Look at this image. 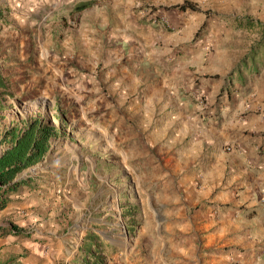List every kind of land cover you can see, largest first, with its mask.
Masks as SVG:
<instances>
[{
  "label": "rangeland",
  "instance_id": "1",
  "mask_svg": "<svg viewBox=\"0 0 264 264\" xmlns=\"http://www.w3.org/2000/svg\"><path fill=\"white\" fill-rule=\"evenodd\" d=\"M81 1L0 0V73L8 83L0 88V132L50 108L60 129L43 167L49 170L40 176L41 187L21 188L0 210V225H17L27 232L0 237V264L13 257L21 264H71L90 238L104 249L99 253L106 258L104 264H264V49L257 63L249 62L259 71H243V86L234 75L220 88L237 85L230 97L223 94L217 100L219 92L211 97L209 91L190 95L183 90L197 106L200 123L227 119L238 106L243 111L235 115L241 120L253 113L257 129L251 131V146L260 155L248 158V184L237 187L234 201L191 204L199 189L189 179L191 140L181 144L174 128L167 131L166 144L156 149L138 139L133 142L132 135H144L127 124L109 130L112 146H99L105 133L99 123L110 128L112 116L128 118L119 109L145 108L147 101L101 90L109 87L106 74L116 69L107 53L124 34L119 28L123 21L115 17L120 9L114 0L70 17L69 10ZM193 1L199 11L189 10L198 18L200 33L191 43L200 44L193 54H203V64L214 52L213 64L227 69L260 40L264 0ZM249 19L255 22L253 28L245 26ZM198 76L196 82L212 84L213 79ZM84 86L94 90L85 92ZM201 94L208 102L205 110L199 108ZM196 131L193 139L200 137ZM67 145L72 159L66 158ZM222 148L241 153L237 142L228 141ZM80 170L87 175L81 185L71 187L66 180L73 181ZM194 170L196 179L201 178L204 171L198 166ZM159 181L166 183L162 191L154 184ZM49 183L57 186L52 192Z\"/></svg>",
  "mask_w": 264,
  "mask_h": 264
},
{
  "label": "crops",
  "instance_id": "2",
  "mask_svg": "<svg viewBox=\"0 0 264 264\" xmlns=\"http://www.w3.org/2000/svg\"><path fill=\"white\" fill-rule=\"evenodd\" d=\"M114 1L120 9L114 14L118 20L122 19L123 21V25L119 28L124 34L118 38V43L108 50V58L116 69L106 74L109 87H103L101 90H106V92L113 93V95L116 94L118 97L121 96L120 98L129 97L131 100L142 98L147 103H145V108L119 109V112L128 113V118L122 119L121 117L112 116L111 123H109L112 128L99 123V129L105 132L101 134V139H103L99 146H105L106 144L112 146L114 142H111L112 140L108 137L109 130L127 124L128 126L133 125L137 130L143 132V138H135V135H132L131 140L133 142L138 139L147 147L156 149L165 143L167 131L174 128L175 132L179 134L181 144L187 139L191 140L189 144L192 150L190 157H192L191 155L194 157L192 159L193 165L190 167L193 171L189 179L195 180L196 185L193 184L195 188H197V185L199 186L197 192H194V203L191 204H197L204 200L215 203L234 201L237 187L248 184L247 178L250 177L249 174L251 173V170L248 169V158L251 157L252 159L253 157L256 160V156L260 157L254 146H251L254 141L250 139L251 131L257 129L252 120L253 116L251 115L253 113L248 114L245 117L247 119L241 120L242 117L238 118L236 115L240 113L239 110H243L236 106L237 108L227 119L223 117V120L219 122L206 121L200 123V119L195 115L197 106L191 105L192 99L185 96L183 90L190 91V95L205 90L210 92L211 97L216 96L227 80V74L241 59H236L230 63L229 68L223 69V67L221 68L222 65L213 64L216 53L213 52V56L210 57L211 60L209 59L210 61L207 64H203L205 63L203 54H193L194 47H196L197 52L200 45L196 42L191 43L198 32L199 25L196 22L198 18L192 16L189 9L180 10L175 7L185 0ZM190 1L194 2L193 0ZM151 9L166 13L170 25L157 26L149 23L148 14ZM184 46L189 47L187 51L182 50ZM244 72L249 73L246 70ZM199 74L205 76L203 80L213 79L212 84H205L204 81L196 82L195 80L199 79ZM235 75L239 76L240 74L236 73ZM240 81H242L240 85L243 86L245 82L243 73ZM95 83L100 85L97 78H95ZM83 89L85 92L94 90L91 86H84ZM98 89L100 88L97 87ZM80 91L83 92L82 88ZM132 112L138 115L139 118L132 117ZM196 130L200 133L199 139H193L197 138ZM228 141L237 142L241 153L224 151L222 145ZM79 145L83 146L82 143ZM71 149L67 145L66 153L68 155H66V158L68 159L74 158L73 154L70 155L72 153ZM196 149L199 150L198 153ZM51 153L52 150L44 160L36 165L38 170L36 175H39V177L44 175V171L49 170H44L43 167ZM103 160L104 158L101 157L100 162ZM196 166L204 171L199 176L201 178L197 176V179L195 176L196 170H194ZM51 170L53 171V169ZM243 173L245 175L242 177ZM86 175V172L80 170L73 181L70 182V179H67L66 183L71 187L74 184L76 186L81 185L82 179ZM61 184L58 183L57 185L60 186ZM154 184L159 185L158 191H162V185L166 183L159 181ZM48 185L47 189L52 192L53 184L49 183ZM53 187L56 188L57 186ZM34 190H37V188ZM38 191L40 192L41 189H38ZM193 191L196 190L193 189ZM186 205L188 204L186 203ZM222 231L226 233L224 228ZM169 251H171V248H169Z\"/></svg>",
  "mask_w": 264,
  "mask_h": 264
},
{
  "label": "trees",
  "instance_id": "3",
  "mask_svg": "<svg viewBox=\"0 0 264 264\" xmlns=\"http://www.w3.org/2000/svg\"><path fill=\"white\" fill-rule=\"evenodd\" d=\"M104 0H82L73 5L69 10L70 17H76L84 10L92 8ZM175 7L180 10L192 9L199 11L197 4L190 0H185L183 3L177 4ZM255 22L249 19L245 26L253 28ZM261 25V38L251 49L249 54L227 74L226 79L233 80L236 73L241 75L244 70L258 72L257 66H251L249 62H258V56L261 55L264 49V25ZM199 31L195 38L199 37ZM8 83L4 76L0 73V88H7ZM227 93L231 96L230 90L224 87L218 94L217 100ZM3 92H0V96ZM1 109H5L1 106ZM54 115L52 109L45 110L40 115L33 116L26 120H18L10 127L0 132V145L5 147L0 151V210L6 208L14 201V196L21 192V188L30 190L38 188L42 183V179L37 168L32 169L42 160H44L52 150L53 138L59 136L60 129L54 124ZM23 236L27 232L17 225L8 226L0 225V237H5L9 234ZM94 239H88L78 250L76 256L72 259L71 264H104L106 258L99 253H104V249ZM18 258H8L2 264H21L17 263Z\"/></svg>",
  "mask_w": 264,
  "mask_h": 264
},
{
  "label": "built area",
  "instance_id": "4",
  "mask_svg": "<svg viewBox=\"0 0 264 264\" xmlns=\"http://www.w3.org/2000/svg\"><path fill=\"white\" fill-rule=\"evenodd\" d=\"M148 17H149V23H151V24H154L157 26L158 25H162V26L170 25L169 17L164 12H158V11L151 9L149 11ZM235 89L237 90V85L233 86V87H231V85L229 86V90H230L231 95L234 91H236ZM224 95L228 97L227 93H225ZM198 102H199V108L201 110H205L208 107V104H207L208 102H207V100H205L203 98V94H201V96H199Z\"/></svg>",
  "mask_w": 264,
  "mask_h": 264
}]
</instances>
